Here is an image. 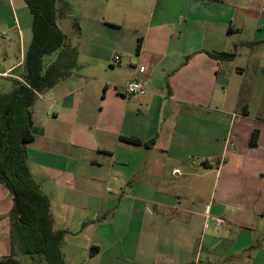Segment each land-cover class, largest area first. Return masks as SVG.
<instances>
[{"label": "crops", "instance_id": "1", "mask_svg": "<svg viewBox=\"0 0 264 264\" xmlns=\"http://www.w3.org/2000/svg\"><path fill=\"white\" fill-rule=\"evenodd\" d=\"M1 1L0 59L13 44L11 36L4 44L3 30L18 29L22 55L8 69L0 63V76L12 80L32 25L21 29L11 0L10 25ZM253 1L162 0L158 19L155 10L147 15L150 43L129 80L145 81L147 93L102 125L88 106L54 111L47 121L63 120L68 131L50 125L31 150L41 134L34 133L27 163L44 173L53 228L84 252L82 264H264V76L253 67L258 60L241 58L264 44V17L251 39L226 45L254 16ZM145 2L155 8L157 0ZM209 52L236 55L218 60Z\"/></svg>", "mask_w": 264, "mask_h": 264}, {"label": "rangeland", "instance_id": "2", "mask_svg": "<svg viewBox=\"0 0 264 264\" xmlns=\"http://www.w3.org/2000/svg\"><path fill=\"white\" fill-rule=\"evenodd\" d=\"M13 6L17 8L20 17L21 29L27 31L30 23L32 25L33 15L25 0H11ZM146 0H62L58 3V12L62 15L58 17L57 24L67 36L68 44L77 51V65L71 70V75L60 81L53 89L42 94L37 98L31 108V132L39 134V140L31 144L32 148L42 144L43 134L49 131L50 125H57V131H66V122L62 120L47 121L48 114L54 111H68L72 106H88V112L92 116V121L99 122L101 125L109 121L115 111L132 105L128 100L133 95L124 94V85L132 78V69L135 67L137 52L140 40L145 43L148 37L147 25L152 10H155L154 20L160 16L161 1L157 0L156 7L148 5ZM3 15L13 23L11 18L10 0H2ZM252 5V11H256L254 16L247 24L244 30L228 33V45L232 48L233 42L251 39L252 27L256 24V19L264 17V13H259V9L264 7V2H247ZM63 5V7H61ZM61 8H63L61 10ZM113 23L118 26L112 27ZM78 24V27L75 25ZM6 39H13L12 48L4 50V56L1 55L0 63L5 69H8L11 63L20 61L18 29L11 31L3 30ZM167 36V33H166ZM31 42L26 44L23 51L26 56L33 40V32L30 30ZM169 38V43H170ZM147 43H150V38ZM242 57L246 59L258 60L254 63L256 71L260 77L264 76V44L252 49H243ZM59 52H54L44 58L45 69L57 61ZM120 63L116 64V60ZM1 69V66H0ZM24 65L12 72L16 78L8 79L0 76V91L6 93L11 90L15 81L22 82L24 74ZM52 94V95H51ZM125 98V99H124ZM52 100V102H51ZM127 100V101H126ZM136 102V101H134ZM52 106V107H50ZM73 108V107H72ZM90 108V109H89ZM35 111L36 114H35ZM68 113L71 115L74 113ZM87 111V110H86ZM35 115V116H34ZM48 122V123H47ZM47 129V130H46ZM68 131V128H67ZM48 133L46 135H48ZM67 138V135H62ZM41 141V142H39ZM74 142V141H73ZM70 149L73 147L69 145ZM74 148V147H73ZM195 155V154H194ZM196 159V156H193ZM31 175L38 185L40 191L44 194L46 183L43 179L42 170L35 164L28 165ZM34 170V175L32 173ZM4 186V185H3ZM4 197L0 199V260L9 257L12 253L11 237L13 231L10 224L13 218L14 197H8L10 190L4 187ZM9 192V193H7ZM51 212V210H50ZM11 230V231H10ZM61 252L65 264H82L84 261V252L77 248L75 244L62 243ZM14 258L24 264H33L32 259L22 252L20 241L16 243Z\"/></svg>", "mask_w": 264, "mask_h": 264}, {"label": "trees", "instance_id": "3", "mask_svg": "<svg viewBox=\"0 0 264 264\" xmlns=\"http://www.w3.org/2000/svg\"><path fill=\"white\" fill-rule=\"evenodd\" d=\"M25 1L33 15V40L24 59L23 81L14 80L11 90L0 95V183L13 197L14 193L17 195L21 214L17 216L14 206L12 253L0 260V264H24L13 255L18 240L22 252L32 259L33 264H65L61 252L65 231L53 228L50 200L31 175L26 146L35 140L32 126H29L32 119L30 106L38 95L53 89L71 75L77 65L78 53L68 44L67 36L57 24L62 15V11L58 12V3L62 0ZM141 46L140 40L138 52ZM54 52H59L57 61L45 69L44 58ZM209 55L218 60H231L236 52H209ZM257 136L258 131H254L252 146L257 144ZM120 138L135 145L153 143L132 137Z\"/></svg>", "mask_w": 264, "mask_h": 264}, {"label": "built area", "instance_id": "4", "mask_svg": "<svg viewBox=\"0 0 264 264\" xmlns=\"http://www.w3.org/2000/svg\"><path fill=\"white\" fill-rule=\"evenodd\" d=\"M116 62L120 63V59H117ZM124 91H125V94L127 95H144L147 93L146 82L139 81V80H133L125 85ZM217 225L219 227H222L223 225H225V221L222 219H218Z\"/></svg>", "mask_w": 264, "mask_h": 264}, {"label": "water", "instance_id": "5", "mask_svg": "<svg viewBox=\"0 0 264 264\" xmlns=\"http://www.w3.org/2000/svg\"><path fill=\"white\" fill-rule=\"evenodd\" d=\"M30 103V102H29ZM29 103L27 104V107L29 106ZM31 124H29L30 126ZM14 206H15V209H16V214L17 216H20L21 214V209H20V205H19V201H18V198H17V195L14 193Z\"/></svg>", "mask_w": 264, "mask_h": 264}]
</instances>
